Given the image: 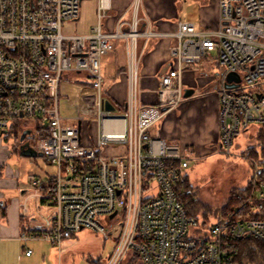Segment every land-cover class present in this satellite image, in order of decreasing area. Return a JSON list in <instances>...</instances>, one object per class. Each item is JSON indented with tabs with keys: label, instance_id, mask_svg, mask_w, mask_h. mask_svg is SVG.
<instances>
[{
	"label": "built area",
	"instance_id": "obj_1",
	"mask_svg": "<svg viewBox=\"0 0 264 264\" xmlns=\"http://www.w3.org/2000/svg\"><path fill=\"white\" fill-rule=\"evenodd\" d=\"M141 3L134 0L132 19L123 13L110 29L106 20L113 0H98L97 23L90 32L65 34L64 22L80 18L81 0H0V139L15 123L26 121L24 130L33 127L37 151L57 168L47 188L51 228L21 238L61 247L84 228L109 239L118 225L115 248L104 264H250L239 259L246 239L259 244L264 259V157L252 160L244 203L251 215L226 211L206 223L190 212L178 191L189 180L193 149L150 134L187 100L185 67L214 53L218 148L230 153L243 130L264 124V0H219L214 30L180 21L174 34L178 43L160 74L157 102L151 104L140 96V41L166 34L157 32L147 15H139ZM115 40H124L128 53L123 113L105 107L102 58ZM230 73L239 79L228 81ZM77 84L81 110L65 124L60 97L65 86ZM93 125L98 131L89 144L84 134ZM113 146L122 151L106 154ZM107 216L108 227L101 222Z\"/></svg>",
	"mask_w": 264,
	"mask_h": 264
},
{
	"label": "crops",
	"instance_id": "obj_2",
	"mask_svg": "<svg viewBox=\"0 0 264 264\" xmlns=\"http://www.w3.org/2000/svg\"><path fill=\"white\" fill-rule=\"evenodd\" d=\"M134 0H113L110 17L106 26L113 28L119 15L126 13L132 19L134 12L130 8ZM139 15H147L151 26L161 37L150 39L146 44L140 41L139 72L141 100L144 104L157 102L155 90L159 86L160 74L171 61V49L178 43L175 34L180 21H190L206 30H214L219 26V0H142ZM114 41L112 50L102 58V70L105 77L104 95L115 106L116 113L126 111L129 90L128 53L125 41ZM216 60L204 57L199 63L187 65L183 72L185 91L194 90L186 102L166 116L150 129L153 137H159L171 143H178L193 149L194 154L201 152L207 145L217 141L220 131L218 113V80L214 78L218 68ZM214 71V75L212 74ZM65 86L61 98L75 99L80 104V86ZM192 103L185 105L186 103ZM200 120L199 127H190V119ZM72 119V118H71ZM96 125L91 126L84 134L87 143H91L97 134ZM189 127V128H188ZM198 128V129H197ZM30 133L24 141L11 133L0 139V262L6 259L19 258L21 252L31 249L29 244H36L37 239L23 240L21 235L35 231H47L51 228L50 211L52 200L47 189L57 172L37 177L41 185H35L26 173L19 171L18 165L26 156L21 146L33 144L34 129L27 128ZM25 130L18 133L23 134ZM92 134L93 137H90ZM92 144V143H91ZM37 150V149H36ZM122 151L120 146L105 150L106 154H117ZM51 164L45 157H43ZM18 163V164H17ZM53 165V164H52ZM55 168L56 166L53 165ZM36 179V178H35ZM34 180V179H33ZM33 256L26 255L29 259Z\"/></svg>",
	"mask_w": 264,
	"mask_h": 264
},
{
	"label": "rangeland",
	"instance_id": "obj_3",
	"mask_svg": "<svg viewBox=\"0 0 264 264\" xmlns=\"http://www.w3.org/2000/svg\"><path fill=\"white\" fill-rule=\"evenodd\" d=\"M97 6L98 0H81L80 18L65 21L63 32L65 34L90 32L97 23ZM120 41L118 42L120 43ZM216 58L217 53H214L211 59L216 60ZM216 67L218 68V66ZM214 73L212 71L213 75ZM191 103L192 101L185 105ZM80 110L81 106L78 105V100L61 98L60 112L64 119L63 123H70L71 118L78 117ZM200 123V120L193 117L190 119L189 125L196 130L195 127H199ZM19 124L17 131L12 130L13 134L24 130V124ZM260 127L261 124H251L247 130H243L236 138L230 153L220 150L215 141L188 160L189 166L186 172L190 190L196 202L190 209L201 221L207 216L209 222L213 223L220 214L227 211L224 210V207L230 196L235 192H243L247 188L253 171V159L246 152L247 148L256 142L255 136ZM90 137H93L92 134ZM33 144H36L35 139H33ZM18 167L21 173H26L27 178H31V182L33 179L44 177L47 173H53L54 169H57L41 156L24 157ZM101 222L106 227L111 224L108 216L103 217ZM120 229L121 226H115L111 237L105 239L98 231L84 228L78 231L72 239L64 241L61 247L54 246L45 239H37L34 241L36 244H29L33 252L31 258L28 259L25 254L20 252L19 258L2 260L0 264H104L115 248V235ZM252 261L254 262L250 264H264L263 257H257Z\"/></svg>",
	"mask_w": 264,
	"mask_h": 264
},
{
	"label": "trees",
	"instance_id": "obj_4",
	"mask_svg": "<svg viewBox=\"0 0 264 264\" xmlns=\"http://www.w3.org/2000/svg\"><path fill=\"white\" fill-rule=\"evenodd\" d=\"M19 123H23L24 126L27 125L26 121L17 122L13 126L14 130H16V131L18 130V127L20 125ZM38 131H39L38 136L43 135V133L40 130H38ZM15 135L19 138L22 136V134L19 135L17 132H15ZM255 139H256V142L247 148L246 154L249 155V157L251 159L257 160L260 157H264V124L260 127L258 133L255 136ZM248 190L249 189L246 188V189H244L243 192H235L234 194H232L230 196V198L228 199L227 204L224 207V210L234 211L240 215H244V214L245 215L246 214L251 215V213L248 209V205H244V203L246 201L245 194L248 192ZM178 191H179L180 198L185 202L187 208L192 213L190 208L193 207V205L196 202H195V199H194L192 192L190 190L189 180H187V182L185 184L180 185L178 187ZM205 222L206 223L208 222L207 216H205ZM258 246H259L258 243H255L250 239H246L245 241H243L241 253L239 256L240 261L244 262V261L248 260L250 263H252V262H254L252 260H255V258L262 257L261 252L258 249Z\"/></svg>",
	"mask_w": 264,
	"mask_h": 264
},
{
	"label": "water",
	"instance_id": "obj_5",
	"mask_svg": "<svg viewBox=\"0 0 264 264\" xmlns=\"http://www.w3.org/2000/svg\"><path fill=\"white\" fill-rule=\"evenodd\" d=\"M227 79H228V81H231L233 79L238 80L239 77H238V75L236 73H230V74H228ZM228 86L232 87L233 85L232 84H228ZM193 92H194V90H187L186 93H185V96L189 97ZM105 107H106L107 110H110V111H115V109H116L115 106L109 100L105 101ZM28 133H30V130H25L24 133L22 134V136L20 137V140L24 141L25 138L27 137ZM21 150H22V153L24 155H26V156H36L38 153L40 154V152H38L29 143L23 144L21 146Z\"/></svg>",
	"mask_w": 264,
	"mask_h": 264
},
{
	"label": "bare ground",
	"instance_id": "obj_6",
	"mask_svg": "<svg viewBox=\"0 0 264 264\" xmlns=\"http://www.w3.org/2000/svg\"><path fill=\"white\" fill-rule=\"evenodd\" d=\"M115 125H116V127H118V128L120 127V125H119L118 123H117V124H115Z\"/></svg>",
	"mask_w": 264,
	"mask_h": 264
}]
</instances>
